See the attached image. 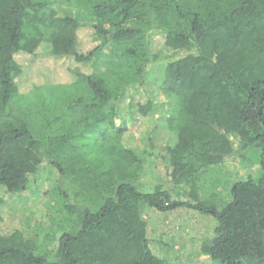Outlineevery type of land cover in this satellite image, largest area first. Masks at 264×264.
Segmentation results:
<instances>
[{"label":"trees","instance_id":"1","mask_svg":"<svg viewBox=\"0 0 264 264\" xmlns=\"http://www.w3.org/2000/svg\"><path fill=\"white\" fill-rule=\"evenodd\" d=\"M79 2L100 25L60 16L48 2L0 0V187L25 195L46 163L67 214L46 249L19 230L0 235V264H172L154 247L146 217L182 210L190 214L181 225L193 223L186 235L202 238L187 264H264V0ZM88 29L101 42L86 52ZM107 46L122 52L99 72ZM42 48L62 62L60 80L72 78L60 85L85 93L65 106L71 122L36 129V115L14 108L28 89L23 57ZM159 63L154 101L147 81ZM159 109L169 113L167 141L149 133L144 156L126 147ZM92 136L88 155L79 143ZM249 151L260 156L261 178L234 183L232 201L219 209L202 195V174ZM153 157L171 188H138L144 159Z\"/></svg>","mask_w":264,"mask_h":264},{"label":"rangeland","instance_id":"2","mask_svg":"<svg viewBox=\"0 0 264 264\" xmlns=\"http://www.w3.org/2000/svg\"><path fill=\"white\" fill-rule=\"evenodd\" d=\"M33 1L48 2L49 7L56 10L60 16L75 17L88 28H92V25H100L79 0ZM91 32L92 30L88 29L87 35H82V51H90L101 42L98 37L92 36ZM158 36L154 33L149 36L152 39V49L157 52L162 48V41ZM121 52V46H107L96 58V66H93L99 72H105L108 61L120 56ZM23 61L29 70L22 80L26 83L27 91L30 92H21L23 95L20 99L24 103L14 109L17 110L19 107V110L30 113L32 118L36 115L34 119L36 129H44L46 121L57 120L62 124L71 122L72 120L69 121L67 116L68 113L64 112L65 106L70 104L79 94H84L85 89L82 87L68 88L60 85L61 83L71 84L73 82L72 78L66 76L63 80H60L59 69L62 67V62L56 61L50 52L44 48L38 50L35 55L24 56ZM154 67L155 70L149 72L148 76L150 77L147 86L151 99L157 101L159 80L164 67L160 63ZM53 71H55V75ZM34 84L41 87L36 89ZM36 111L37 113H35ZM167 114L169 116L168 112ZM167 114L166 111L159 109L152 117L146 118L144 121L146 127L144 134L137 139L128 138L124 140V145L128 148L135 146L144 156L145 147L150 137L149 133L151 138L158 137L159 140L163 138V141H167ZM154 126L159 127L155 129ZM159 140L155 142L157 148H159ZM96 141V136L83 139L79 143L81 152L88 155L92 153L91 146ZM245 156L244 158L236 155L225 166L222 165L217 169L204 171L202 174L200 179L202 195L210 203L216 204L219 209L232 201L231 189L234 183L248 178L255 180L261 178L260 156L255 151L246 152ZM43 165V173L36 182L31 181L30 191L25 195L19 197L7 195L4 188L0 187V235H8L19 230L26 237L35 238L39 245L46 249L51 244L52 235L58 231V223L66 218L67 214L64 199L54 192L57 171L50 168L46 163ZM157 185L171 188L164 166L154 157L148 161L144 159L143 174L138 182V188L142 191H151ZM177 189L183 191L186 186ZM184 199H189L188 193L184 196ZM189 214L182 210L167 217L164 215L152 216L150 214L146 217V220L150 223L149 237L154 240V247L157 250L161 249L166 254L165 258L172 264H187L188 258L184 257L191 255L202 241V238H193L186 235L184 228L189 225L193 226L191 221H186L181 225L184 219H188ZM200 217L204 218L203 216ZM202 223L206 225V223ZM207 227L206 225L202 233L210 232L209 229L206 231ZM180 229L181 231H179ZM206 261L208 260L205 259Z\"/></svg>","mask_w":264,"mask_h":264}]
</instances>
